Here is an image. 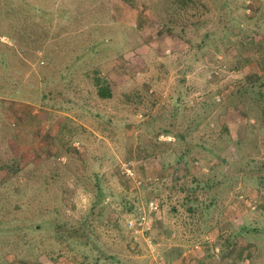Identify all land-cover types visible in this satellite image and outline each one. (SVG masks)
Masks as SVG:
<instances>
[{
    "label": "rangeland",
    "instance_id": "obj_1",
    "mask_svg": "<svg viewBox=\"0 0 264 264\" xmlns=\"http://www.w3.org/2000/svg\"><path fill=\"white\" fill-rule=\"evenodd\" d=\"M260 13L0 0V264H264Z\"/></svg>",
    "mask_w": 264,
    "mask_h": 264
},
{
    "label": "trees",
    "instance_id": "obj_2",
    "mask_svg": "<svg viewBox=\"0 0 264 264\" xmlns=\"http://www.w3.org/2000/svg\"><path fill=\"white\" fill-rule=\"evenodd\" d=\"M171 5V4H170ZM169 5V7H170ZM168 7V8H169ZM260 15H262V17H264V13H260ZM257 19H261L259 16L256 17ZM226 32H228L226 30ZM221 41H223L224 39H220ZM93 84L96 88V93L99 97L101 98H109L111 97V90L108 86V83L104 80V79H96L93 81Z\"/></svg>",
    "mask_w": 264,
    "mask_h": 264
}]
</instances>
